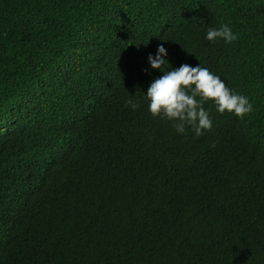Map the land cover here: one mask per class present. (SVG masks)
<instances>
[{
	"label": "trees",
	"instance_id": "obj_1",
	"mask_svg": "<svg viewBox=\"0 0 264 264\" xmlns=\"http://www.w3.org/2000/svg\"><path fill=\"white\" fill-rule=\"evenodd\" d=\"M160 44L253 111L153 118ZM0 264H264V0H0Z\"/></svg>",
	"mask_w": 264,
	"mask_h": 264
},
{
	"label": "clouds",
	"instance_id": "obj_2",
	"mask_svg": "<svg viewBox=\"0 0 264 264\" xmlns=\"http://www.w3.org/2000/svg\"><path fill=\"white\" fill-rule=\"evenodd\" d=\"M209 42L223 41L231 44L238 39L228 24L219 28H209L205 35ZM168 51L163 44L157 46L155 53L147 56V63L152 70H159L162 75L155 78L143 94L147 111L153 118L172 122L177 134L184 135L186 129L194 137H200L212 130L213 121L204 104L211 102L215 111L223 115L226 111L237 118H243L253 111V104L244 95L234 93L226 86L220 76L209 68L197 64H181L172 67L168 60ZM135 111L139 105L132 99L125 101Z\"/></svg>",
	"mask_w": 264,
	"mask_h": 264
}]
</instances>
